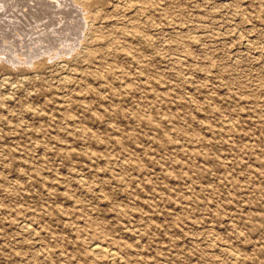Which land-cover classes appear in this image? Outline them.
Wrapping results in <instances>:
<instances>
[{"label": "rangeland", "instance_id": "1", "mask_svg": "<svg viewBox=\"0 0 264 264\" xmlns=\"http://www.w3.org/2000/svg\"><path fill=\"white\" fill-rule=\"evenodd\" d=\"M0 7V264H264V0Z\"/></svg>", "mask_w": 264, "mask_h": 264}, {"label": "bare ground", "instance_id": "2", "mask_svg": "<svg viewBox=\"0 0 264 264\" xmlns=\"http://www.w3.org/2000/svg\"><path fill=\"white\" fill-rule=\"evenodd\" d=\"M7 1H8V0H7ZM14 1H15V0H14ZM17 1H18V0H17ZM22 1H23V0H22ZM33 1H34V0H33ZM39 1H41V0H39ZM48 1H49V0H48ZM52 1H53V0H52ZM54 1H56V0H54ZM1 2H2V0H1ZM10 2H11V1H10ZM24 2H25V1H24ZM28 2H29V0H28ZM36 2H37V1H36ZM60 2H61V1H60ZM15 3H16V2H15ZM20 3H21V2H20ZM32 3H33V2H32ZM34 3H35V2H34ZM38 3H39V2H38ZM45 3H46V2H45ZM50 3H51V2H50ZM52 3H53V2H52ZM11 4H12V2H11ZM11 4H9V5H11ZM22 4H23V3H22ZM22 4H21V5H22ZM28 4H31V3H27V5H28ZM46 4H47V3H46ZM46 4H45V5H46ZM55 4H56V2H55ZM57 4H59V3H57ZM57 4H56V5H57ZM62 4H64V3H62ZM71 4H73V2H72ZM2 5H3V4H2ZM4 5H5V4H4ZM6 5H7V3H6ZM12 5H13V4H12ZM14 5H17V4H14ZM32 5H33V4H32ZM41 5H42V4H41ZM45 5H44V6L42 5V6L45 7ZM49 5H50V4H49ZM17 6H18V5H17ZM19 6H20V4H19ZM35 6H36V5H35ZM37 6H38V5H37ZM51 6H52V5H51ZM65 6H66V5H65ZM67 6H68V5H67ZM67 6H66V7H67ZM69 6L71 7V5H69ZM75 6H76V5H75ZM11 7H12V6H11ZM11 7H10V8H11ZM22 7H23V6H22ZM24 7H25V6H24ZM31 7H32V6H31ZM31 7H30V8H31ZM33 7H34V6H33ZM48 7H49V6H48ZM52 7H53V6H52ZM70 7H69V9H70ZM0 8H1V7H0ZM7 8H8V5H7ZM12 8H13V7H12ZM14 8H17V7L14 6ZM18 8H19V7H18ZM26 8H27V7H26ZM30 8H29V10L33 9V8L30 9ZM35 8H36V7H35ZM40 8H41V7H40ZM46 8H47V7H46ZM54 8H55V10H57L56 7H54ZM58 8L61 9V7H58ZM74 8H75V7H74ZM4 9H5V7H4ZM20 9H21V7H20ZM51 9H52V8H51ZM71 9L73 10V8H71ZM76 9H77V8H76ZM26 10H27V9H26ZM26 10L23 11V10L21 9L20 11H23V12L28 13ZM48 10H49V9H48ZM48 10H47V11H48ZM10 11H12V10L10 9ZM32 11H33V10H32ZM37 11L40 12L41 10H38V9H37ZM37 11H36V12H37ZM42 11H43V8H42ZM64 11H65V10H64ZM73 11H75V10H73ZM76 11H78V10H76ZM76 11H75V12H76ZM0 12H1V11H0ZM36 12H34V13L29 12V14H30V13L33 14V16H34V18H35V17H38L37 14H39L38 12H37V14H35ZM44 12H45V11H44ZM60 12H61V11H60ZM60 12H59V13H60ZM70 12H71V11H70ZM78 12H79V11H78ZM6 13H8V12H6ZM48 13L50 14V10L48 11ZM48 13H47V14H48ZM54 13H55V11H54ZM59 13H57V14H59ZM65 13H66V12H65ZM67 13H68V12H67ZM1 14H4V12L1 13ZM1 14H0V15H1ZM17 14H18V13H17ZM31 14H30V15H31ZM42 14H43V13H42ZM49 14H48L47 16H49ZM52 14H53V13H52ZM55 14H56V13H55ZM61 14H62V13H61ZM7 15H8V14H7ZM9 15H10V14H9ZM9 15H8V16H9ZM13 15H14V14H13ZM15 15H16V14H15ZM78 15H79V14H78ZM4 16H5V15H4ZM8 16H7V18H8ZM33 16H32V17H33ZM41 16H43V15H41ZM45 16H46V15H45ZM53 16H54V15H53ZM53 16H52V17H53ZM55 16H56V15H55ZM60 16H61V15H60ZM60 16H59V17H60ZM71 16H72V15H71ZM71 16H68V17H71ZM74 16H76V15H74ZM80 16L82 17L81 14H80ZM9 17H10V16H9ZM21 17H22V16H21ZM24 17H25V18H24ZM57 17H58V16H57ZM62 17H64V16H62ZM68 17H67V15H66V18H68ZM76 17H77V16H76ZM5 18H6V17H5ZM13 18H14V17H13ZM26 18H28V15L24 14L23 18H19V21H20V22H21V21L24 22V21H25L24 19H26ZM38 18H39V17H38ZM38 18H37V19H38ZM43 18H44V17H43ZM78 18H80V17L78 16ZM3 19H4V18H3ZM3 19L0 18V22H3V25L0 24V41H3L4 43H6V44H10V45H14V44L16 45V44L19 42V40L21 39V35H23V34H21V33H22V32H21V31H22L21 29H22L24 26H23L22 28H21V27H17V26H20V24L18 23L17 20H16V21H15V20L12 21V19H11V22H10V23H7V22H4V21H6V20H3ZM44 19H45V18H44ZM50 19H51V18H50ZM60 19H61V18H60ZM62 19H63V18H62ZM70 19H72V18H70ZM73 19H75V18H73ZM76 19H77V18H76ZM80 19L82 20V18H80ZM7 20L10 21V19H7ZM27 20H28V19H27ZM32 20H33V19H32ZM39 20H40V19H39ZM55 20H56V18H55ZM65 20H66V19H65ZM68 20H69V19H68ZM9 21H8V22H9ZM30 21H31V20H30ZM33 21H34V20H33ZM33 21H32V23H33ZM35 21H36V20H35ZM40 21H41V20H40ZM46 21H47V20L45 19V21H43V22H46ZM50 21H51V20H50ZM57 21H58V19H57ZM61 21H62V20H61ZM23 22H21V23H23ZM38 22H39V21H38ZM63 22H64V21H63ZM34 23H35V22H34ZM34 23H33V24H34ZM50 23H51V22H50ZM54 23H56V22H54ZM79 23H81V22H79ZM36 24H37V23H36ZM43 24H44V23H43ZM45 24H46V23H45ZM65 24H66V23H65ZM68 24H69V23H68ZM68 24H67V25H68ZM82 24H85V23H82ZM82 24H81V25H82ZM28 25H29V23H28ZM49 25H50V24H49ZM49 25H48L47 27H50ZM51 25H52V24H51ZM78 25H79V24H78ZM38 26H39V25H38ZM40 26H42V25H40ZM40 26H39V27H40ZM58 26H59V23H58ZM63 26H65V25H63ZM72 26H73V25H72ZM72 26H69V25H68L66 29L69 30ZM74 26H75V28H76L77 25H74ZM83 26H84V25H83ZM2 27H4V28H2ZM25 27H26V26H25ZM35 27H36V25L34 26V28H35ZM39 27H38V28H39ZM42 27H43V26H42ZM51 27H52V26H51ZM55 27H56V25H55ZM77 27H78V26H77ZM79 27H80V26H79ZM79 27H78V28H79ZM19 28H21V29H19ZM26 28H27V27H26ZM56 28H57V27H56ZM83 28L85 29V27H83ZM83 28L81 27L82 30H84ZM23 29H24V28H23ZM32 29H33V28H32ZM39 29H40V28H39ZM42 29H44V27H43ZM42 29H41V30H42ZM46 29H47V28H46ZM66 29H64V30H66ZM79 29H80V28H79ZM79 29H78V31H79ZM81 29H80V30H81ZM15 30H16V31H15ZM24 30H25V29H24ZM44 30H45V29H44ZM56 30H57V29H56ZM56 30H55V32H56ZM67 30H66V31H67ZM71 30H73V29L71 28ZM76 30H77V29H76ZM47 31H48V30H47ZM61 31H63V30H61ZM66 31H65V32H66ZM34 32H35V31H34ZM39 32H40V30H39ZM43 32H44V31H43ZM76 32H77V31H76ZM76 32H75V34H76ZM81 32H82V31H81ZM44 33H45V32H44ZM44 33H43V34H44ZM62 33H63V32H62ZM68 33H71V32L68 31ZM73 33H74V32H73ZM77 33H78V32H77ZM82 33H83V32H82ZM29 34H30V32H29ZM32 34H34V33H32ZM32 34H31V35H32ZM35 34H36V32H35ZM52 34H54V33H52ZM59 34H60V33H59ZM59 34H58V35H59ZM71 34H72V33H71ZM36 35H38V33H37ZM36 35H35V36H36ZM48 35H49V34H48ZM48 35H47V36H48ZM64 35H65V33H64ZM78 35H79V33H78ZM28 36H30V35H28ZM33 36H34V35H33ZM49 36H51V35H49ZM49 36H48V37H49ZM65 36H67V35H65ZM75 36H76V35H75ZM22 37H23V36H22ZM55 37H57V39H58V36H55ZM60 37H61V36H60ZM68 37H69V36H68ZM71 37H72V36H71ZM71 37H69V38H71ZM73 37H74V36H73ZM27 38H28V37H27ZM36 38L38 39V36H37ZM40 38H41V37H40ZM51 38H52V37H51ZM51 38H50V39H51ZM69 38H68V39H69ZM74 38H75V37H74ZM24 39H25V37H24ZM28 39H29V38H28ZM45 39H46V38H45ZM52 39H53V38H52ZM63 39H64V38H63ZM80 39H81V38H80ZM34 40H36V39H34ZM64 40H65V39H64ZM48 41H49V40H48ZM58 41H59V40H58ZM58 41H57V42H58ZM60 41H61V40H60ZM60 41H59V42H60ZM71 41H72V40H71ZM74 41H75V39H74ZM77 41H78V39H77ZM3 42H2V43H3ZM44 42H45V41H44ZM50 42H51V41H50ZM67 42H68V41H67ZM32 43H33V42H32ZM42 43H43V42H42ZM47 43H48V42H47ZM60 43H61V42H60ZM64 43H66V42H64ZM70 43H71V42H70ZM75 43H76V42H75ZM75 43H73V45H74ZM77 43H78V42H77ZM6 44H5V45H6ZM26 44H28V42H27ZM44 44H45V43H43V45H44ZM49 44H50V43H49ZM51 44H52V43H51ZM51 44H50V45H51ZM53 44H54V43H53ZM18 45H20V44H18ZM29 45H30V43H29ZM38 45H39V44H38ZM46 45H47V44H46ZM57 45H58V43H57ZM78 45H79V44H78ZM0 46H1V45H0ZM7 46H8V45H7ZM41 46H42V45H41ZM44 46H45V45H44ZM47 46H48V45H47ZM55 46H56V45H55ZM55 46H54V47H55ZM65 46H66V45H65ZM74 46H75V45H74ZM1 47H2V46H1ZM8 47H9V46H8ZM19 47H20V46H19ZM58 47H59V46H58ZM60 47H61V46H60ZM69 47H70V46H69ZM22 48H24V46H23ZM27 48H28V47H27ZM42 48H43V47H42ZM44 48H46V47H44ZM48 48H49V47H48ZM48 48H47V49H48ZM50 48H51V47H50ZM50 48H49V49H50ZM56 48H57V47H56ZM61 48H62V47H61ZM73 48H74V47H73ZM35 49H36V47H35ZM53 49H54V48H53ZM57 49L59 50V48H57ZM63 49H64V47H63ZM65 49H66V48H65ZM65 49H64V50H65ZM33 50H34V49H33ZM45 50H46V49H45ZM0 51H2V50H0ZM8 51H9V50H8ZM27 51H28V50H27ZM67 51H68V50H67ZM2 52H3V51H2ZM11 52H12V51H11ZM39 52H40V51H39ZM51 52H52V51H51ZM8 53H9V52H8ZM37 53H38V52H37ZM9 54H10V53H9ZM14 54H15V53H14ZM32 54H33V53H32ZM41 54H42V53H41ZM27 55H28V54H27ZM36 55H37V54H36ZM1 57H2V56H1ZM23 57H24V56H23ZM26 57H27V56H26ZM3 59H4V58H3ZM7 59H8V58H7ZM27 59H28V58H27ZM20 60H21V59H20ZM20 60H19V61H20ZM9 61H10V59H9ZM16 61H17V60H16ZM21 61H22V60H21ZM22 62H24V61H22ZM25 62H27V60H26ZM28 63H29V62H28ZM13 64H14V63H13ZM16 64H17V63H16ZM97 249H98V248H96V247H95V249L93 248L94 251L96 250V251H95L96 253H97ZM99 249H100V247H99ZM111 253L113 254V252H111ZM112 254H111V255H112ZM112 256L114 257L115 255L113 254ZM113 257H112V258H113Z\"/></svg>", "mask_w": 264, "mask_h": 264}]
</instances>
